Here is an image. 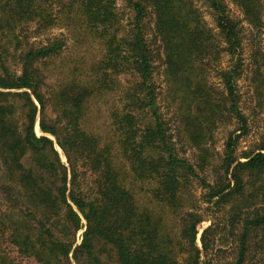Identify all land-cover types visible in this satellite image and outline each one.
Returning a JSON list of instances; mask_svg holds the SVG:
<instances>
[{
    "label": "trees",
    "instance_id": "1",
    "mask_svg": "<svg viewBox=\"0 0 264 264\" xmlns=\"http://www.w3.org/2000/svg\"><path fill=\"white\" fill-rule=\"evenodd\" d=\"M60 22L100 47L63 79L68 39L49 36ZM248 70L264 109V0H0V264H264V124L236 155L251 132ZM222 125L232 128L209 182L198 169L215 164L208 144ZM194 180L204 215L185 205ZM208 212L224 227L211 220L200 246ZM218 236L234 260H217Z\"/></svg>",
    "mask_w": 264,
    "mask_h": 264
},
{
    "label": "rangeland",
    "instance_id": "2",
    "mask_svg": "<svg viewBox=\"0 0 264 264\" xmlns=\"http://www.w3.org/2000/svg\"><path fill=\"white\" fill-rule=\"evenodd\" d=\"M119 8H120V14L122 15V17H124L123 20V28L127 26L128 24V18L131 16L130 12L128 9L125 8V5L123 3H119ZM233 10L237 16H241V13H239L240 11L238 9H236L235 7H233ZM205 11V16L207 21L209 22V25L211 27H214V22L212 17L207 14V10L204 9ZM75 27V26H74ZM78 31L77 29H73L71 28V26H69L68 24L64 23V22H60V24L54 28L49 36L50 37H56V36H61L64 35L65 37H67L68 39V50L64 53L63 57L58 60L57 63V68L58 71L57 73L60 74L61 78L63 79L62 76V72L66 71L67 69H69L70 67H72V63L79 60V59H83V57H87L88 61H90L91 59L95 58L96 56L100 55V47L97 45L96 42H93L92 39H82V38H78V35H74V33H76ZM74 36V37H73ZM85 40V41H84ZM11 61V60H10ZM12 63L11 66L13 67V69H15L16 71H18V67L14 64L13 61H11ZM15 65V66H14ZM163 72H164V68L162 66V62L158 61L157 63V71L155 74V78L157 81L158 85H161L160 90L163 91L165 89L164 87V77H163ZM66 73V72H65ZM253 77V73L250 72L249 70L246 72V75L243 77L242 81L239 83L241 86V92L243 94V101L246 105V107H249V110H247V114L250 115V127H251V132L250 134L244 138L241 143L239 144L238 150L236 155L238 157H242V154L245 152H250L254 149V146L256 145V143H258V141L261 139V134L263 132V124H264V109H259L258 107H256V100L254 99L252 92L250 90V84L248 83L249 78ZM60 79V78H59ZM164 92V91H163ZM116 101V98L112 97L110 99H106L105 102H102L100 104H98V106H96V108L99 110V108H101V115L98 114H94L95 116V120L96 122H100L102 123V121H104V117L107 116L108 114V109L111 107V105L113 104V102ZM254 108H257V110H255V112L253 111ZM252 109V110H251ZM251 110V111H250ZM256 113V114H255ZM232 128V125H222L220 126V128H218L215 133L214 136L211 138V140L209 141L208 147L210 148V158L214 157V161L215 164L211 165V166H206V168L204 170L198 169L200 175L206 179L207 181L211 182L212 181V175H214V170L219 167L223 155L224 154V148H225V143L228 137V133L230 131V129ZM36 133L38 136H42L43 133L40 130V126L39 123L36 126ZM50 138L54 139V137L50 136ZM58 150L60 151V154L62 155L63 161L66 162V157L64 156V153L62 152V150L60 148H58ZM197 152H194L192 150L187 151V153L185 154V156L189 157L191 159V161L193 163L197 164ZM207 190H205L202 187V183L200 182V180H194L189 187H187L184 190V199H185V205L186 207H201V213H205V207H207V205L203 202V196L205 195ZM138 192V191H137ZM138 195H141V201L142 203H144L145 205H148L147 203V199L145 198V191L143 190V192H141L139 190ZM199 209V208H197ZM209 216L208 218L206 217L207 221H205L202 224V228H201V232L199 235V245L201 246V235L203 233V231L208 228L211 225V220H219L220 224L219 226V230L223 229V225L224 222L223 220L225 219L224 213H211L208 212ZM204 215V214H203ZM207 215V212H206ZM214 215H218V216H214ZM168 222L170 223V225L172 227H176L177 225V218L174 215H168ZM85 223V221H84ZM84 231H81L80 235L83 233ZM217 244H213V247L215 246V248H217L216 246H219L224 252L223 253H218L216 254L215 250V254L217 257V260L219 261H228V260H234L236 258V253L235 250L231 249V244H227V242H229V240L227 238H221V237H217L216 240ZM259 257V256H258Z\"/></svg>",
    "mask_w": 264,
    "mask_h": 264
}]
</instances>
